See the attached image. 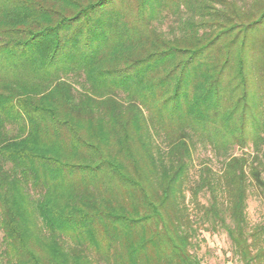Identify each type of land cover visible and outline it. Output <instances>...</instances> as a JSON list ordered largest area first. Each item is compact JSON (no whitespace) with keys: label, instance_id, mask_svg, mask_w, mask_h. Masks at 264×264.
I'll use <instances>...</instances> for the list:
<instances>
[{"label":"trees","instance_id":"trees-1","mask_svg":"<svg viewBox=\"0 0 264 264\" xmlns=\"http://www.w3.org/2000/svg\"><path fill=\"white\" fill-rule=\"evenodd\" d=\"M251 188L264 0H0V264H202V229L264 264Z\"/></svg>","mask_w":264,"mask_h":264},{"label":"rangeland","instance_id":"rangeland-1","mask_svg":"<svg viewBox=\"0 0 264 264\" xmlns=\"http://www.w3.org/2000/svg\"><path fill=\"white\" fill-rule=\"evenodd\" d=\"M172 23V18L164 19L159 26L167 30ZM251 151L250 148L234 150L235 154ZM203 163H209L215 170L221 169V163L215 158L210 148L199 145L194 152V165L192 167V181L197 175L199 167ZM190 191L187 190V198L190 200ZM201 201L206 203L208 195L202 193ZM192 206V205H191ZM248 213L252 224H258L264 221V197L257 192L255 188H251L248 199ZM197 244L194 245L192 251L200 259L202 264H242L235 253L233 244L227 233L223 230H201Z\"/></svg>","mask_w":264,"mask_h":264}]
</instances>
